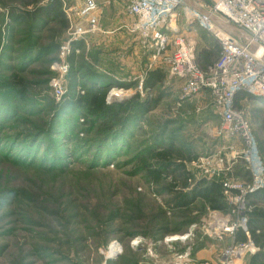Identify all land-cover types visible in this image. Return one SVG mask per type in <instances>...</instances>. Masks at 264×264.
I'll return each instance as SVG.
<instances>
[{"label":"rangeland","instance_id":"obj_1","mask_svg":"<svg viewBox=\"0 0 264 264\" xmlns=\"http://www.w3.org/2000/svg\"><path fill=\"white\" fill-rule=\"evenodd\" d=\"M49 1L0 0V264H133V260L135 264H155L156 260L157 264H169L175 254L185 253L178 250L187 244L196 249L214 247L216 259L232 239L215 236L209 224L227 213L208 210L197 201L190 214L180 217L182 214L170 207L176 194L162 184L164 191L150 186L144 174L132 167L131 158L142 142L154 146L173 141L186 154L197 156L195 166L186 163L194 176L202 174L201 167L215 168L222 158V175L247 184L241 141L223 133L220 115L207 92L178 102L179 82L168 76L164 85L152 92L144 83L141 93L136 92L139 79L145 78L155 63L142 41L120 28L124 14L105 5L107 0H96L102 13L99 31L75 46L68 80L81 92L80 84L89 85L86 75L92 69L108 81L109 90L123 89L126 98L138 94L145 100L160 94L158 104L138 121L139 128L134 127L133 136H127L112 158L98 155L93 145H88L94 131L86 132L80 122L75 129L65 128L69 117L66 105L71 104L69 81L66 97L58 102L49 89L57 50L67 39L70 24L67 18L65 28L54 18H34L35 11L47 8ZM59 1L64 19L68 11L73 25L86 26L74 12L81 0ZM184 1L194 8H200L198 3H211ZM180 21L178 30L194 42L199 62L215 59L219 46L213 35L193 26L184 30ZM213 23L224 33L240 34L222 19L214 18ZM208 43L216 44L211 58L206 55ZM13 74L24 83L26 98L15 85ZM113 101L121 100L108 103ZM243 107L259 148L257 152L254 141L252 162L260 171L264 168V108L249 102ZM55 117L61 131H66L63 137L50 133ZM118 138H114L116 144ZM28 145L32 147L27 151ZM246 201L250 208L264 211V197L252 194ZM225 206L231 208L227 200ZM185 235L186 239L173 242L174 248L163 243L167 236ZM113 242L118 245V255L108 259ZM152 251L158 258L155 261L147 258Z\"/></svg>","mask_w":264,"mask_h":264},{"label":"built area","instance_id":"obj_2","mask_svg":"<svg viewBox=\"0 0 264 264\" xmlns=\"http://www.w3.org/2000/svg\"><path fill=\"white\" fill-rule=\"evenodd\" d=\"M197 5L200 8H194L184 0H126L125 13L132 18V22L122 28L142 41L145 52L151 57L150 61L155 63L153 68H163L168 77L177 79L180 95L178 102L201 92H208L220 115L223 133L235 136L243 145L241 153L246 162L248 183L223 175V196L231 204V208L225 218L209 224L215 236L220 238L227 235L232 242L214 261H192L194 264H235L258 250L247 231V213L250 207L246 198L264 188V168L258 171L253 165L254 140L246 116L235 106V100L243 94L264 106V0H211L209 4ZM65 12L70 23L68 36L58 47L57 62L52 67L55 75L48 82L56 102L66 96L65 79L70 71L69 58L77 52L75 44L86 41L99 31L100 21V9L96 0H81L74 9L85 27L73 25L70 14ZM214 18L233 25L239 31V36L216 28ZM180 19L184 30L190 26L195 30H206L217 41L219 56L206 69H201L196 63L194 42L178 30ZM143 79L144 77L139 79L136 89L138 93L142 91ZM124 93L123 89L111 88L106 97L107 103L111 99L126 98ZM197 160L191 161V165L195 166ZM221 163L222 158L215 163V168L201 167V173L206 178L219 177L224 171ZM239 229L247 235L245 242L233 241V236ZM186 238L187 235L167 236L163 241L171 244L177 239L180 241ZM113 243L117 245L116 242ZM188 251L175 254L178 263L181 264L183 259L188 258ZM115 254H118V250Z\"/></svg>","mask_w":264,"mask_h":264},{"label":"trees","instance_id":"obj_3","mask_svg":"<svg viewBox=\"0 0 264 264\" xmlns=\"http://www.w3.org/2000/svg\"><path fill=\"white\" fill-rule=\"evenodd\" d=\"M49 2V8L47 7L35 11L33 15L34 18L35 16L36 18H41L42 16L46 18H54L60 22L63 28L67 27V19L66 16L64 19L62 14L60 1L50 0ZM77 44H75V46H77ZM208 46L209 49L206 51V55L211 58L212 49L216 47V44L213 43L210 45V43H208ZM215 51L217 52L216 58L213 60L209 59L205 63H201V61L199 62V59L196 58L195 52L197 65L201 69H206L218 58L220 51L219 47L216 48ZM86 76L89 85L86 82L81 83V92L75 89V84L71 83V79L68 80L69 74L66 77V86L69 81V87L72 91L70 93L71 100L69 101L71 104L66 105V107L69 108V117L72 113L77 115L75 119L67 116L68 122L67 120L65 121V128L69 130L75 129L74 126L76 122H80L81 125L87 127L85 128L86 132H95V136L88 140V145H93L92 148L96 150L98 155L105 153L106 158H112V152H114L113 154L118 152L120 144L126 142L127 136H133L134 127L136 126V128H139L138 121L143 120V117H145V115L158 104L160 101V94L153 98L149 95V99L147 97L145 100H141L138 94H134L121 101L107 103L106 97L109 91V84L107 85L106 83H108V81L104 78L101 79V76L92 69H90ZM167 76L168 74L163 68L157 67L148 70L143 82L144 88L147 91L152 92L156 88L164 85ZM11 77L15 80V85L18 87V90L21 91L22 97L26 98L24 83L16 74H13ZM83 88L85 89L83 90ZM244 102H249L253 105L256 103L253 98L246 95L242 94L237 96L235 106L242 110L244 114ZM2 108V99L0 98V109L2 110ZM55 118L54 122L51 121L52 129L50 133L54 131L55 133L53 134L58 135V138L60 136L63 137L66 131H61L60 127H58L60 124L59 119L57 117ZM118 136L119 144H116L114 138ZM252 138L255 141L256 150L258 152V143L254 133ZM140 145L141 149L136 150L131 158L132 167L138 172L144 174V177L148 180L150 186L155 185L160 187L161 191H164L165 188H162V184L165 185L171 193L176 194V197L172 199L173 204H170V207L173 211L181 213L182 215L180 217L190 214L192 205L197 201L202 203V205L208 210L227 213L228 210L225 206L221 182L223 175L212 178H206L205 176H202V174L199 177L194 176V172L186 167V163L197 160V156L186 154L183 149L178 147L173 141L159 143L154 146L147 142H142ZM31 147L32 146L28 145L26 150H30ZM113 147L116 148L111 151L110 149ZM253 196L258 199L264 197V188L253 194ZM247 216V231L249 238L258 250L254 254L245 257V264H264V225H262L264 224V211L252 207L249 209ZM161 229H163L164 232L166 230L165 227H162ZM167 233L168 232H166V234ZM246 240L247 235L241 229L235 232L233 236L234 242H245ZM177 246H179V244ZM185 247L186 246H182L178 251L183 252ZM195 247L194 249H196ZM132 263L135 264V261L133 260Z\"/></svg>","mask_w":264,"mask_h":264},{"label":"crops","instance_id":"obj_4","mask_svg":"<svg viewBox=\"0 0 264 264\" xmlns=\"http://www.w3.org/2000/svg\"><path fill=\"white\" fill-rule=\"evenodd\" d=\"M115 3L116 4L118 3V6L114 5ZM109 4L111 5V7L113 9L115 8V10H117V12L120 11V13L124 14V18H122L120 22L118 21L119 22L118 24L123 23V24H121L120 28H122L123 25L129 24L132 22V18L129 17L127 14L125 15L126 0H107L105 2V5H109ZM100 14H102L101 11H100ZM100 18H101V16H100ZM261 107L264 108V106H261ZM164 244H168V243H164ZM168 245L173 247V248L176 246L175 243H171ZM147 250L151 251L152 249L147 248L146 251ZM185 250H189L188 252H190V254L188 253L189 254L188 258H185L186 260L183 259L181 264H194L193 262L198 263V262H203V261H214V259H215V252H214L215 248L211 247V246H206V247H201L199 249H194L193 245L191 246V244H187L183 251H185ZM148 253H149V255H147V258H149V260L150 259L151 260L158 259L153 251L151 253L150 252H148ZM175 257L176 256H174V259L172 258L170 260L169 264H180V263H178V260L175 259ZM156 262H157V260H156ZM156 262H154V263L157 264ZM159 262H160V260H159ZM243 263L245 264V260L241 259V260H238L235 264H243ZM161 264H168V263L161 262Z\"/></svg>","mask_w":264,"mask_h":264},{"label":"bare ground","instance_id":"obj_5","mask_svg":"<svg viewBox=\"0 0 264 264\" xmlns=\"http://www.w3.org/2000/svg\"><path fill=\"white\" fill-rule=\"evenodd\" d=\"M118 250V247H117V245L116 244H111V246H110V248H109V250H108V252H107V255L106 256H114V253L116 252ZM105 256V257H106Z\"/></svg>","mask_w":264,"mask_h":264},{"label":"water","instance_id":"obj_6","mask_svg":"<svg viewBox=\"0 0 264 264\" xmlns=\"http://www.w3.org/2000/svg\"><path fill=\"white\" fill-rule=\"evenodd\" d=\"M113 100V99H112ZM120 100H122V99H120ZM118 254H115L114 256H108L107 258L108 259H115V257L117 256Z\"/></svg>","mask_w":264,"mask_h":264}]
</instances>
